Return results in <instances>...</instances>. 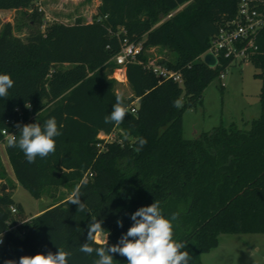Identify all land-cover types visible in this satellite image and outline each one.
Instances as JSON below:
<instances>
[{"label": "trees", "instance_id": "16d2710c", "mask_svg": "<svg viewBox=\"0 0 264 264\" xmlns=\"http://www.w3.org/2000/svg\"><path fill=\"white\" fill-rule=\"evenodd\" d=\"M34 1L0 0V9L30 10ZM238 8L239 0H101L91 22L79 17L73 24L53 23L27 39L15 35L10 22L4 26L0 74H10L14 86L7 98H0V142L7 143L5 128L19 135L17 123L43 125L55 117L63 125L55 153L34 163L7 144L16 180L37 199L50 187L79 189L85 208L77 210L68 198L28 218L0 183V264L55 253L57 247L72 253L69 264H93L95 254L79 252L93 218L103 221L106 231L100 234L108 232L109 245L116 244L132 224L130 215L154 201L166 217L179 214L174 239L187 245L183 250L192 257L190 264H203L202 255L218 246L222 234L264 233V32L250 60L263 79L260 117L246 122L249 128L222 124L184 137L185 110L203 103L205 89L229 65L224 60L211 67L201 55ZM125 39L142 43V63L127 65L131 95H123L128 107L123 123L105 124L121 95L111 76L117 67L113 57ZM155 46L175 54L157 62L182 72L183 84L159 82L147 68L145 51ZM177 99L180 108L173 106ZM117 129L112 141L98 137ZM141 137L147 143L137 152ZM6 177L0 151V181ZM97 241L93 246L105 240ZM114 264L127 260L114 254Z\"/></svg>", "mask_w": 264, "mask_h": 264}, {"label": "rangeland", "instance_id": "374dc122", "mask_svg": "<svg viewBox=\"0 0 264 264\" xmlns=\"http://www.w3.org/2000/svg\"><path fill=\"white\" fill-rule=\"evenodd\" d=\"M100 3L101 0H36L30 10L0 9V33L8 22L12 24L14 34L23 39H27L32 31H45L47 26L53 23L73 24L79 17L91 22ZM145 53L148 62L173 59L175 55L160 46L148 48ZM67 66V64L62 65L64 68ZM260 71L252 61L232 62L223 69L222 78L217 76L205 89L203 103L185 110L184 137L195 138L222 124L228 126L235 123L239 127L249 128V125H245L246 122L260 117L262 113L260 92L263 79L256 76ZM117 92L125 96L131 95L128 81L118 82ZM118 132L119 129L113 136L116 137ZM6 146V142H0L1 160L7 172V177L0 181L2 190L13 193L15 202L22 205L28 218L46 207L62 203L71 197L72 188L62 186L50 187L41 198H35L16 180L9 157L5 153ZM11 184L14 185L9 186ZM105 238L106 236L99 234L97 240L104 241ZM202 262L203 264H264V233L222 234L218 246L202 255Z\"/></svg>", "mask_w": 264, "mask_h": 264}, {"label": "clouds", "instance_id": "9594fccd", "mask_svg": "<svg viewBox=\"0 0 264 264\" xmlns=\"http://www.w3.org/2000/svg\"><path fill=\"white\" fill-rule=\"evenodd\" d=\"M14 86V80L10 74H0V98H7L9 89ZM176 108L182 107V101H173ZM29 107V106H27ZM128 114V107L125 104L123 95L115 97V103L109 115L104 117L105 124L120 125ZM55 117H50L41 125L38 122L20 124L17 123L19 135L11 134L7 137V144L12 148H19L25 155L28 163H34L37 157L43 159L56 150L55 138L62 135ZM147 140L138 138L140 151ZM69 203L77 205V210H83L85 205L81 202L79 189L74 191L69 198ZM178 213H172L166 217L158 201L148 206H142L130 215L131 226L126 233H123L116 244L109 245L108 232L103 246L98 244L97 237L103 228V221L93 218L88 224L86 242L79 247V252L97 257L93 264H114V254L125 257L127 264H190L192 257L189 252L183 250L187 245L174 239L173 222L178 219ZM118 227H123L122 219L116 221ZM3 240L0 238V243ZM71 252L57 247L55 253H37L35 255H24L19 258L18 264H69ZM5 264H16V261H5Z\"/></svg>", "mask_w": 264, "mask_h": 264}, {"label": "built area", "instance_id": "2783aa9c", "mask_svg": "<svg viewBox=\"0 0 264 264\" xmlns=\"http://www.w3.org/2000/svg\"><path fill=\"white\" fill-rule=\"evenodd\" d=\"M36 1V0H35ZM172 14H169L171 16ZM264 32V0H239V8L236 17L231 20H227L219 29L218 33L211 39L210 44L206 51L201 55L204 60L205 56L209 53L213 54L217 63L215 66L222 65L223 61L243 62L250 61L253 54L259 50V38ZM143 51V45L141 42L133 43L128 39H125L122 43L121 50L113 57L117 67L114 70L111 77L115 78L118 82H127V65L129 63L138 62L139 55ZM147 68L150 69L159 82L163 80H172L179 84L184 83V76L179 70L169 68L160 62H148ZM221 78L223 74L221 73ZM31 110V106L28 107ZM136 102L131 107L132 112H136ZM20 114V121H24L22 116V110L17 108ZM35 115H30V118H34ZM11 124H15V121H10ZM4 140L7 141V137L14 134L13 131L7 128L2 130ZM100 139L112 141L115 137L108 135L101 131L98 135ZM98 147H102V143L97 144ZM13 213L17 212V208L12 206ZM17 228V225H12L10 229ZM2 238L3 242L4 239ZM0 243V244H3Z\"/></svg>", "mask_w": 264, "mask_h": 264}, {"label": "water", "instance_id": "95a60500", "mask_svg": "<svg viewBox=\"0 0 264 264\" xmlns=\"http://www.w3.org/2000/svg\"><path fill=\"white\" fill-rule=\"evenodd\" d=\"M204 61L211 67L215 66L217 63L216 58L213 56V54L209 53L205 56ZM5 188V186H4Z\"/></svg>", "mask_w": 264, "mask_h": 264}, {"label": "crops", "instance_id": "0c3cea01", "mask_svg": "<svg viewBox=\"0 0 264 264\" xmlns=\"http://www.w3.org/2000/svg\"><path fill=\"white\" fill-rule=\"evenodd\" d=\"M5 153L7 154L6 148H5ZM16 184H17V182H16ZM67 199H68V198H67ZM46 209H47V207H46L45 209H42V210L38 211V212L35 213L33 216H36V215L40 214L41 212H43V211L46 210Z\"/></svg>", "mask_w": 264, "mask_h": 264}]
</instances>
